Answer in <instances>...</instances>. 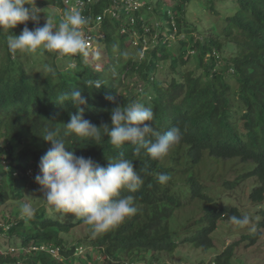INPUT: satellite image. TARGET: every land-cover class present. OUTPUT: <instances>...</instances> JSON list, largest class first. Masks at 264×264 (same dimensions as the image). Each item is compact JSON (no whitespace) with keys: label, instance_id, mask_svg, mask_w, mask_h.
<instances>
[{"label":"trees","instance_id":"trees-1","mask_svg":"<svg viewBox=\"0 0 264 264\" xmlns=\"http://www.w3.org/2000/svg\"><path fill=\"white\" fill-rule=\"evenodd\" d=\"M143 1L133 14L119 0H91L77 7L89 21L83 31L107 42L108 58L96 68L82 53L74 54L76 69L64 71L60 61L73 54L13 52L7 37L10 31L19 35L25 25L0 28V203L21 200L25 186L27 191L41 189L34 177L50 147L42 136L61 127L58 123H67L80 107L71 100L59 103L63 93L82 91L87 101L83 119L97 126L110 124L117 106L140 101L153 109L152 124L158 131L179 127L182 132L181 142L158 160L143 150L135 154L130 143L116 147L107 137H64L75 155L91 157L102 166L121 154L133 161L144 183L135 193L122 189L120 195L134 197L137 214L96 233L83 218L69 219L44 199L34 215L0 221V233L19 240L17 249L0 248V264H134L142 259L153 264L182 244L212 248L217 223L245 215L236 206L222 205L219 192L205 184L203 169L210 161L233 160L237 177L221 186L231 188L255 177L246 201H264V0ZM35 6L47 15L60 13L56 22L64 18L62 10L72 12L65 0H35ZM27 27L35 25L28 21ZM126 41L138 52L124 50ZM112 44L114 51L109 49ZM165 62L172 76L160 82L157 68ZM41 63L43 70L35 71ZM88 81L102 86L96 89ZM160 173L171 176L167 184L159 183ZM188 204L198 205L203 215L194 220L183 213L180 218L176 211ZM249 220L250 229L218 253L215 264H229L235 245L259 238L264 208L261 219ZM78 225H86L87 235L74 242L65 234Z\"/></svg>","mask_w":264,"mask_h":264},{"label":"clouds","instance_id":"clouds-1","mask_svg":"<svg viewBox=\"0 0 264 264\" xmlns=\"http://www.w3.org/2000/svg\"><path fill=\"white\" fill-rule=\"evenodd\" d=\"M40 12L41 9L35 6V0H0V28L11 30L18 24L25 25L19 35L10 31L7 37L10 50H47L60 55H87L88 41L83 33L84 26L89 22L87 17L77 10L66 13L55 26L47 21L43 26L29 29L28 21L34 25L39 24ZM45 69L52 71L49 66H45ZM88 83L94 84L96 89L102 86L100 81ZM67 100L80 107L75 114L69 115L67 123H58L61 127L46 130L42 136L50 147L40 157L39 171L34 181L40 186L45 201L54 209L83 218L93 225L96 233L104 232L137 214L134 197L121 196L120 192L126 189L135 193L144 180L134 168L133 161L122 158L123 154L121 158L108 160L107 165L102 166L91 157L75 155L66 146L64 137L75 134L93 141L107 137L116 147L130 143L135 146V154L139 155L143 150L152 159L158 160L167 156L181 142L182 132L179 127L163 133L158 131L152 124L153 109L140 101L117 106L110 113V124L97 126L83 119L82 106L87 101L82 91L76 89L58 96L59 103ZM170 179L171 176L166 173L158 174L161 184H167ZM21 210L27 216L35 212L28 203L22 204ZM228 219L239 226H246L250 222L246 215H231ZM53 255L57 256V251ZM214 259H211V264H215Z\"/></svg>","mask_w":264,"mask_h":264},{"label":"rangeland","instance_id":"rangeland-1","mask_svg":"<svg viewBox=\"0 0 264 264\" xmlns=\"http://www.w3.org/2000/svg\"><path fill=\"white\" fill-rule=\"evenodd\" d=\"M39 9V7H37ZM58 13V12H57ZM63 16L65 15V12L62 10ZM61 14H56L54 11L49 12L48 15L45 13V9L42 7L40 15H39V24L36 26H43L47 21L54 26L57 25L59 22L58 17ZM208 16V14H205ZM206 18V17H205ZM205 21V20H204ZM203 21V22H204ZM6 30V28H4ZM96 32V29H93V33ZM98 37L102 36V31H99ZM85 35V34H84ZM93 35V37H95ZM118 40V39H117ZM134 43H137V40H133ZM118 42H121V39L118 40ZM124 50H131L133 52H138L137 50H133L131 48L130 42L126 41ZM107 42L101 41L98 42L96 40L95 43H93V46H88L87 49V55L85 56V60L91 62V64L96 68L100 66V61L107 60L108 54L106 47ZM1 45V43H0ZM119 48L122 49L123 47L119 45ZM112 49V51L116 50V45H113L109 48ZM127 51V52H128ZM1 52V47H0ZM40 52V57H43L45 55H49L51 52ZM24 53V52H23ZM22 53V54H23ZM21 54V55H22ZM43 54V56H42ZM74 55V54H73ZM39 56V54L37 55ZM138 56L141 57V52L138 53ZM24 59V58H23ZM62 64L60 69L64 71H73L76 69L77 60L75 55L71 58H65L62 61H60ZM73 65V66H70ZM42 63L41 66L38 65L34 68L35 71L37 70H43L42 69ZM158 72L156 74L157 79H159L160 82L167 81L172 75H167L168 69H167V63H163V67L157 68ZM125 78V76H124ZM123 87H119V89H122ZM233 160H227L226 162H212L210 161L208 165L203 169V174L205 179V184L210 185L211 187L215 188V192H219L220 194V200L222 205H228V206H236L238 209L244 213L246 216H250V219H261V210L264 208V201L263 202H247V195L251 191L250 184L255 185L256 184V178L253 177L251 179L245 178L241 181V183L235 184L231 188H223L221 185L224 180H235L237 177V166H234L232 164ZM210 166V169L207 168ZM207 168V169H206ZM206 169V170H205ZM220 172V173H219ZM210 173H212V178H210ZM28 187L25 186L24 192H26L25 196L21 198V200L13 201V204H10L9 202L0 203V221H3L5 216L6 217H24L27 216L24 214L21 210V205L25 202L30 204V206L34 209L39 204H43L44 197L41 189H35V190H28ZM28 200L31 202L29 203ZM52 207V206H51ZM191 210V214L187 213L185 209ZM62 211V210H61ZM63 212V211H62ZM65 213V212H64ZM186 214L187 216L192 215L193 219H198L201 215H203V212L201 208L198 205H192L188 204L187 207H184L181 210H177L176 214L182 218ZM3 214V215H2ZM67 217L78 219L80 217H76L71 213H66ZM253 217V218H252ZM251 220L248 225L246 226H239L233 224L230 220L225 221H219L217 223V226L215 230L211 233V238L213 240V247L201 250L197 249L191 245L182 244L179 245V247L173 252V254L170 253H162L161 256L155 259L156 263L153 264H168V263H174L178 264L177 260H180L182 264H211V259L215 258L218 253H220L228 244L231 242H234L236 240H240L241 233H246L248 229H250ZM86 234V225H78L74 227L68 234H65L66 237L71 239L72 241H78L79 239H83ZM19 240L15 237H8L6 231L4 233H0V248L5 249L6 247L10 250L17 249ZM23 249V248H22ZM84 250H80L79 254H81ZM150 260L146 261V259L139 260L138 262H135L134 264H152L149 262ZM213 261V260H212ZM217 264V263H216ZM229 264H264V227L260 230V235L257 240L254 242H239L235 247L233 248V255L231 260L229 261Z\"/></svg>","mask_w":264,"mask_h":264},{"label":"built area","instance_id":"built-area-1","mask_svg":"<svg viewBox=\"0 0 264 264\" xmlns=\"http://www.w3.org/2000/svg\"><path fill=\"white\" fill-rule=\"evenodd\" d=\"M120 3H123L125 5L124 10L127 12H131L133 14V11L138 9L142 4H144L143 0H119ZM67 4H69L70 11H75L77 7L80 9L82 6H84L86 3L90 4L91 0H65ZM133 20V18L131 19ZM85 34V38L88 41V46L93 45L94 42V37L90 34H87L86 32L83 31ZM52 253L55 254V250H51Z\"/></svg>","mask_w":264,"mask_h":264}]
</instances>
